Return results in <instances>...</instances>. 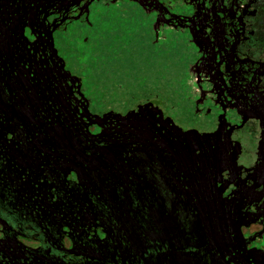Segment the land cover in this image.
<instances>
[{
	"label": "flooded vegetation",
	"instance_id": "1",
	"mask_svg": "<svg viewBox=\"0 0 264 264\" xmlns=\"http://www.w3.org/2000/svg\"><path fill=\"white\" fill-rule=\"evenodd\" d=\"M121 6L166 105L89 84ZM145 105L155 149L128 136ZM0 264H264V0H0Z\"/></svg>",
	"mask_w": 264,
	"mask_h": 264
},
{
	"label": "rangeland",
	"instance_id": "2",
	"mask_svg": "<svg viewBox=\"0 0 264 264\" xmlns=\"http://www.w3.org/2000/svg\"><path fill=\"white\" fill-rule=\"evenodd\" d=\"M100 8L101 7H97L98 10ZM101 9L102 10L99 13L102 12V14L111 15L112 17L100 22L101 27H99L102 33L98 37V40L102 47L90 49L88 60L85 58L86 62L84 64L89 75V84H92V87L94 88L93 90H95L96 94L98 95L97 98L99 99L100 103L119 108L122 107V110H125L126 108L135 106L136 104L141 102L144 97L150 95L151 100L160 101L161 104L165 105L168 104L169 98L173 96L169 95L167 89H164L162 86H158V82H156V79L154 82L150 79L151 76L157 77L159 74H161V71L159 69L162 67L160 58L155 59L154 57H138L136 55V47L137 40L139 39L140 34L132 36L131 38H129L128 35L130 29H139V25L137 26L136 22L132 21L136 20L139 17V11H137L136 9H128L127 7L122 6L120 9ZM28 13H30L31 16L33 14L32 9L28 10ZM113 31H115V33H122V44H126L128 46L127 50L122 52L121 49H113V47L115 46V42H117L118 45L122 46L121 40L119 38H116V35L112 34ZM72 51H74V48H72ZM177 56L178 55L176 52V78L183 76L177 73V68L180 67L182 63L177 60ZM81 57H77V59L75 60L73 59V62L81 63V61L83 60V58ZM87 61H89V64L87 63ZM151 65H153V67L155 66L156 69L153 70V67ZM156 72H158L159 74ZM132 120L134 129L140 127L142 124L141 122L145 120L143 112H141L140 115L134 116ZM149 127L153 128L152 124H150ZM149 131L152 134V130L149 129ZM238 132L239 129H236V133ZM129 135L130 137H132V135H135L134 139H139L142 144L144 143L142 142V138H144L143 129L137 132V135L133 131L129 132L128 136ZM245 139V134H242L241 139L238 140L237 146L240 149L239 152L243 153L247 152L248 150ZM177 140H175L174 142L170 141V143L172 142L171 145L176 148L178 143ZM182 140L185 141V144L181 143L182 145H180V148H177L181 150V154L177 155L178 159H180L181 155L185 152H188L192 147V144L190 142L191 139H188L187 137L183 138ZM232 141L235 140L230 139L229 143L233 145ZM150 143L154 145L155 149L157 145L156 141L151 139ZM260 143V140H258V145ZM116 144L117 141H112L111 144L102 146L101 151L103 153H108V150H110V148L117 147ZM258 145L256 144V146ZM145 146H142V148L148 149V147ZM234 155L238 158L245 159V156L239 157L237 151L234 153Z\"/></svg>",
	"mask_w": 264,
	"mask_h": 264
},
{
	"label": "trees",
	"instance_id": "3",
	"mask_svg": "<svg viewBox=\"0 0 264 264\" xmlns=\"http://www.w3.org/2000/svg\"><path fill=\"white\" fill-rule=\"evenodd\" d=\"M151 121L150 120H144V121H142L141 123V126L140 127H138V128H135V130H137V132H139L141 129H143V137L144 138H142V142H144L143 143V146H145V147H149L150 145H147V144H150V139L152 138L151 137V132L149 131V129H151L152 130V128H150L147 124H152V122L150 123ZM147 125V126H146ZM137 134V133H136ZM148 135V136H147ZM147 136V137H146ZM176 137H177V139H179V140H177L178 141V143H177V148H180V145H182L181 143V141H182V139L183 138H187L188 136L186 135V133H181V137H179L178 138V135H176ZM137 138V137H136ZM189 139H193V138H191V137H188ZM139 140V139H138ZM151 149V148H150Z\"/></svg>",
	"mask_w": 264,
	"mask_h": 264
},
{
	"label": "water",
	"instance_id": "4",
	"mask_svg": "<svg viewBox=\"0 0 264 264\" xmlns=\"http://www.w3.org/2000/svg\"><path fill=\"white\" fill-rule=\"evenodd\" d=\"M145 110H146V105H145L144 107H143V106L140 107L139 110H137V111H134V110H133V111L128 112V113H127V117H128L127 120H128L129 118L132 119V118H133L134 116H136V115H140L141 112L144 113ZM117 114H119V113H117ZM120 115H121V114H120ZM104 116H105V115H104ZM106 116H107V115H106ZM121 116L124 118V115H123V114H122ZM182 132L186 133L185 131H182Z\"/></svg>",
	"mask_w": 264,
	"mask_h": 264
}]
</instances>
